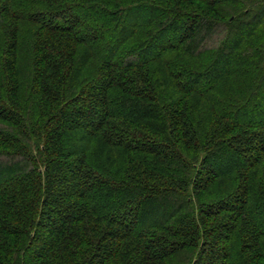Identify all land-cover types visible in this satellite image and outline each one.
I'll use <instances>...</instances> for the list:
<instances>
[{"label": "trees", "instance_id": "trees-1", "mask_svg": "<svg viewBox=\"0 0 264 264\" xmlns=\"http://www.w3.org/2000/svg\"><path fill=\"white\" fill-rule=\"evenodd\" d=\"M264 0H0V264H264Z\"/></svg>", "mask_w": 264, "mask_h": 264}, {"label": "rangeland", "instance_id": "rangeland-1", "mask_svg": "<svg viewBox=\"0 0 264 264\" xmlns=\"http://www.w3.org/2000/svg\"><path fill=\"white\" fill-rule=\"evenodd\" d=\"M262 94L264 95V88H263V90H262Z\"/></svg>", "mask_w": 264, "mask_h": 264}]
</instances>
